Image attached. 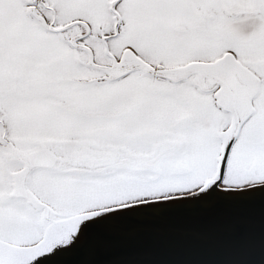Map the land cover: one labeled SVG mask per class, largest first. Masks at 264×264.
Wrapping results in <instances>:
<instances>
[{"label":"snow or ice","instance_id":"1","mask_svg":"<svg viewBox=\"0 0 264 264\" xmlns=\"http://www.w3.org/2000/svg\"><path fill=\"white\" fill-rule=\"evenodd\" d=\"M249 208L221 264H264V0H0V264H150L133 225Z\"/></svg>","mask_w":264,"mask_h":264},{"label":"water","instance_id":"2","mask_svg":"<svg viewBox=\"0 0 264 264\" xmlns=\"http://www.w3.org/2000/svg\"><path fill=\"white\" fill-rule=\"evenodd\" d=\"M259 233V209H193L137 223L125 239L150 264H221L236 235Z\"/></svg>","mask_w":264,"mask_h":264}]
</instances>
